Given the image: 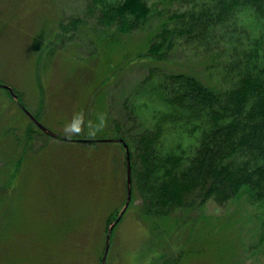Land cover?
<instances>
[{
  "label": "rangeland",
  "instance_id": "obj_1",
  "mask_svg": "<svg viewBox=\"0 0 264 264\" xmlns=\"http://www.w3.org/2000/svg\"><path fill=\"white\" fill-rule=\"evenodd\" d=\"M144 1L149 23L124 33L99 23L91 0H0V83L19 96L0 87V264H104L109 226L128 195L130 152L115 130L153 125L161 105L143 92L151 70L157 83L172 71L231 86L223 66L235 40H180L171 50L166 41V54L148 53L162 23L211 0ZM79 112L93 121L104 113L107 126L95 137L65 136ZM181 134L161 143L198 142V133ZM193 202L155 218L135 190L105 264H264L263 203L244 192L225 205Z\"/></svg>",
  "mask_w": 264,
  "mask_h": 264
},
{
  "label": "trees",
  "instance_id": "obj_2",
  "mask_svg": "<svg viewBox=\"0 0 264 264\" xmlns=\"http://www.w3.org/2000/svg\"><path fill=\"white\" fill-rule=\"evenodd\" d=\"M88 12L124 33L151 17L144 0H91ZM169 20L161 24V43L148 53L159 58L166 41L171 50L180 40L203 47L235 40L223 66L232 84L225 88L193 72L172 71L157 83L151 70L143 92L161 105L153 125L136 134L119 125L115 130L130 152L133 194L137 190L143 213L155 218L193 206L196 195L225 205L244 192L264 204V0L205 1ZM248 21L252 28L245 27ZM185 132L199 134L195 146L161 143L165 135L179 140Z\"/></svg>",
  "mask_w": 264,
  "mask_h": 264
},
{
  "label": "clouds",
  "instance_id": "obj_3",
  "mask_svg": "<svg viewBox=\"0 0 264 264\" xmlns=\"http://www.w3.org/2000/svg\"><path fill=\"white\" fill-rule=\"evenodd\" d=\"M107 126V116L104 113L97 115L95 121L86 119L83 112L76 113L72 119L64 125L63 133L71 138L72 136L87 135L95 137Z\"/></svg>",
  "mask_w": 264,
  "mask_h": 264
},
{
  "label": "water",
  "instance_id": "obj_4",
  "mask_svg": "<svg viewBox=\"0 0 264 264\" xmlns=\"http://www.w3.org/2000/svg\"><path fill=\"white\" fill-rule=\"evenodd\" d=\"M0 86H3L7 89H9L13 95V97L18 101V95L16 93H14L13 89L5 84H0ZM28 115L30 117H32V119L38 124V126L46 133L54 136V137H60V135L56 132L51 131L50 129H48L47 127H45L42 123H40L28 110H26ZM107 141H115V139H106ZM118 141L123 142L122 139H118ZM127 147V146H126ZM127 176H128V195H127V200H126V204L123 207L122 211L120 212L118 218L113 221L108 229V234H107V246H106V251L103 257V263L105 264V260L107 258V253L109 251L110 248V240H111V235H112V231L114 229V227L116 226V224L119 222V220L121 219V217L123 216V214L125 213L126 209L128 208L130 202H131V198H132V167H131V162H130V156H127Z\"/></svg>",
  "mask_w": 264,
  "mask_h": 264
}]
</instances>
